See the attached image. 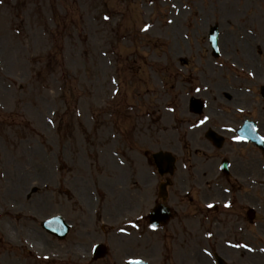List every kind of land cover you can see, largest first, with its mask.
I'll return each instance as SVG.
<instances>
[{
  "label": "rangeland",
  "instance_id": "1",
  "mask_svg": "<svg viewBox=\"0 0 264 264\" xmlns=\"http://www.w3.org/2000/svg\"><path fill=\"white\" fill-rule=\"evenodd\" d=\"M53 1L0 0V264H44L47 237L40 222L52 214L69 217L79 208L106 207L114 197V205H120L118 195L129 197L122 198V207L150 209L159 178L144 151L178 153L182 144L200 154L213 151L203 136L207 127L225 137L221 153L233 146L231 151L258 154L260 173L256 185L243 184L234 204L243 216L223 217V229L218 226L229 246H215V227L207 228L212 231L209 245L226 264H264V156L235 138L244 118L256 119L264 136V99H258L264 83V0ZM214 24L219 25L216 58L207 40ZM138 78L151 90L145 101L160 105L153 113L146 102L147 113L159 119L158 130L136 117L125 119L122 109L117 119L125 126L113 130V91L142 88ZM188 93L205 102L201 115L187 111ZM94 125L97 129H91ZM128 126L135 133L127 141L136 143L139 152L121 151V129L126 135ZM205 155L197 160L204 188L193 181L198 173L182 177L188 166L180 165L171 178V195L189 182L194 195L202 189L211 194V203L230 199V193L208 191L215 170L214 165L206 168L212 161ZM57 163L71 172L57 174ZM72 172L87 177L66 187L62 179ZM105 176L113 177L110 187ZM129 187L130 194L124 193ZM249 207L256 223L244 215ZM197 248L209 247L202 241ZM195 259L196 264L203 259L214 264L203 252Z\"/></svg>",
  "mask_w": 264,
  "mask_h": 264
},
{
  "label": "flooded vegetation",
  "instance_id": "2",
  "mask_svg": "<svg viewBox=\"0 0 264 264\" xmlns=\"http://www.w3.org/2000/svg\"><path fill=\"white\" fill-rule=\"evenodd\" d=\"M126 211H129V208H119L115 213H114V218L117 216H125ZM123 226V225H122ZM109 241L113 242V250L114 254L113 257H107L104 261V264H121V260L127 255V246L123 243V238H109ZM77 243L75 242L74 245ZM52 249V247H49ZM57 250L60 252H67L68 248L67 245L65 246H59L57 247Z\"/></svg>",
  "mask_w": 264,
  "mask_h": 264
},
{
  "label": "water",
  "instance_id": "3",
  "mask_svg": "<svg viewBox=\"0 0 264 264\" xmlns=\"http://www.w3.org/2000/svg\"><path fill=\"white\" fill-rule=\"evenodd\" d=\"M161 156H162V154H158V155H156V157L157 158H161ZM163 158H165L164 160L167 162L168 160L166 159V157H163ZM168 163V162H167ZM51 222H52V224H55V223H58V218L57 219H55L54 221L53 220H51V221H47V222H45V223H43V226L45 227V228H47V229H50V224H51Z\"/></svg>",
  "mask_w": 264,
  "mask_h": 264
},
{
  "label": "snow or ice",
  "instance_id": "4",
  "mask_svg": "<svg viewBox=\"0 0 264 264\" xmlns=\"http://www.w3.org/2000/svg\"><path fill=\"white\" fill-rule=\"evenodd\" d=\"M130 264H140V261H138V260H132V261H130Z\"/></svg>",
  "mask_w": 264,
  "mask_h": 264
}]
</instances>
